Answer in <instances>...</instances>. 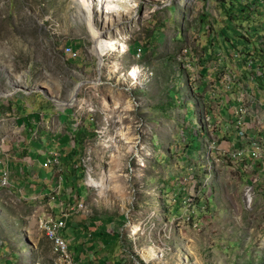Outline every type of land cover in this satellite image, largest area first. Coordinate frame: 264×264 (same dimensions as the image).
Wrapping results in <instances>:
<instances>
[{
	"label": "rangeland",
	"instance_id": "obj_1",
	"mask_svg": "<svg viewBox=\"0 0 264 264\" xmlns=\"http://www.w3.org/2000/svg\"><path fill=\"white\" fill-rule=\"evenodd\" d=\"M220 2L0 0V155L10 171L0 264H66L44 231L61 217L75 230L64 238L77 264L90 261L88 235L101 221H110L104 237L118 235L96 244L106 264H264V177L248 157H225L244 147L231 116L248 81H237L238 37L231 51L219 35ZM75 46L77 57L65 53ZM74 90L73 104L60 105ZM80 129L75 182L57 141L71 149L67 132ZM50 152L58 162L44 168Z\"/></svg>",
	"mask_w": 264,
	"mask_h": 264
},
{
	"label": "built area",
	"instance_id": "obj_2",
	"mask_svg": "<svg viewBox=\"0 0 264 264\" xmlns=\"http://www.w3.org/2000/svg\"><path fill=\"white\" fill-rule=\"evenodd\" d=\"M243 34L246 35L245 33ZM263 34L264 31H262L260 37L264 40ZM255 37L257 36H253V38ZM260 47L264 50V44ZM255 48H258V46L254 43V46L252 44V49ZM65 53L72 57H76V54L73 53L71 48H66ZM235 55V57L239 56L236 63L240 61L239 65L241 70L237 81H248L247 87L235 99L233 116H231L232 120H234V128L237 130L239 142L241 145H244V147L227 153L225 157L229 160H242L248 157L251 166L256 164L255 167L259 169V172L264 177V85H259L263 79L262 73L264 72V63L260 58L257 60L258 64H255L253 59H247L244 58V56L240 57V55L237 54ZM242 73H245L246 77H242ZM234 78L235 76L233 79ZM252 116L259 119L257 125H255V128H244V125L251 120ZM257 137H259V139ZM241 141H245V143ZM3 158L4 157L0 155V187L6 188L10 186V171L8 164H6ZM56 161L58 162L57 155L55 152H50L43 167L46 168L52 165V162ZM78 208H81V205H78ZM65 229L66 223L63 217L60 219H49L44 224L45 234L51 243V252L64 259L66 264H77L69 250L67 240L62 236Z\"/></svg>",
	"mask_w": 264,
	"mask_h": 264
},
{
	"label": "trees",
	"instance_id": "obj_3",
	"mask_svg": "<svg viewBox=\"0 0 264 264\" xmlns=\"http://www.w3.org/2000/svg\"><path fill=\"white\" fill-rule=\"evenodd\" d=\"M220 15H223L225 17V22H227L225 24V30H222L219 32V35H222L223 37V41L227 46H229L231 48L232 43H233V39L237 38L239 39V43L237 46L234 47L235 49V53H238L239 55L244 54V58L247 59H253L255 64L257 63V60H259V58L262 60V62L264 63V50H262L261 48L258 49H252V44L254 46V41L252 40L253 36H257L260 37L262 34V31H264V28H261L264 25V22L262 21L261 23V16L264 17V10H261V8L264 9V0H259V2H257L258 0H220ZM249 3V4H248ZM253 5L254 8H258L257 10H261L259 12H257V18L258 24L260 27V29L255 26L256 28H252V26L249 24V22L247 21L250 18V6ZM260 18V19H259ZM242 19H246V23H243ZM254 20H251L250 23H253ZM238 28H241L243 30V32L240 33L237 32L235 34V30ZM221 33V34H220ZM243 33H245L246 35H244ZM235 36V37H234ZM264 36V34L262 35ZM175 39L176 40H180L181 39V35L180 33H178L177 35H175ZM222 44V43H221ZM73 52L75 51V49H78L77 46L73 47ZM232 49V48H231ZM234 49H232L231 51H233ZM77 53V52H74ZM78 55V54H77ZM77 57V56H76ZM72 58V57H70ZM263 75V79L261 80V82L259 83V85H264V72L262 73ZM242 77H246L245 73H242ZM242 79V78H240ZM38 100H40V98H38ZM16 105L15 109L18 112H21V106H19V102L18 100H16V103H14ZM2 107V105L0 104V108ZM23 111H25V114L22 115L21 120H23V118H29L31 116H29V114H26L29 111H26V109H23ZM67 111H65L64 113H66ZM34 119V116L31 118ZM30 120H28L27 126L29 125V127L33 128L32 125H30L29 123ZM71 120H66L65 122H67L68 125H72L74 124L72 123H68ZM23 122V121H22ZM67 133L71 134L72 137L74 138V145L72 146L71 149L67 150L64 148L66 145L64 142V140L58 139V143H59V147L62 148V152L65 150V152L60 153L63 155V164H65V162L67 161V159H69L71 161L70 164L74 165L75 168H72V170H70V172L75 175V182L79 180V177H81L83 175V168L81 166H79L77 159H75V155H77L81 144L83 142V135L84 131L82 129H80L78 131L77 134L74 135V132L68 131ZM54 141V140H53ZM48 144V143H47ZM47 144H44V142L41 141V145L44 147ZM57 148V147H56ZM32 150L30 149L26 154L30 153ZM60 151V150H59ZM30 156V155H29ZM24 166V164H23ZM48 168V166L46 167ZM50 171L48 172V174H50ZM47 173V172H46ZM28 177V176H27ZM26 177V178H27ZM77 190V189H76ZM81 194V193H80ZM79 192L78 195L80 196ZM45 197H48L49 195H51V193L49 194H45ZM110 221H101L100 224H97L96 227L94 228V231L92 233H90L88 236L89 238L87 239L88 245L86 246L87 249H90L89 251L91 252L90 254V261L87 264H106L107 263V259L106 256H102L100 254V252L97 250L96 248V244H100L104 249L107 248L111 243H117V239H118V235L114 234V238L109 237L108 235L106 237H104V232L107 229V226L110 224ZM72 229V228H71ZM70 234H74L75 230H64L62 233L63 237H68ZM98 237V238H96ZM110 239V240H109ZM69 247V244H68ZM119 250L121 249L120 247L118 248ZM70 250V249H69ZM82 253V250L78 251L79 257ZM95 261V262H93ZM125 260L121 259L118 261H114L112 262V264H124Z\"/></svg>",
	"mask_w": 264,
	"mask_h": 264
},
{
	"label": "bare ground",
	"instance_id": "obj_4",
	"mask_svg": "<svg viewBox=\"0 0 264 264\" xmlns=\"http://www.w3.org/2000/svg\"><path fill=\"white\" fill-rule=\"evenodd\" d=\"M124 49V48H123ZM137 68L136 67H134L133 69H132V71H131V74L129 75L130 77H133V78H137V75H136V73H137ZM12 87L14 88V90L15 91H19L20 90V87H18L15 83L14 84H12ZM76 91L77 90H74L73 92H72V94H71V97H70V100L68 101V102H59L60 103V105H64V106H69V105H72L73 104V102L75 101V99H76ZM3 95H9L8 93H4ZM141 255H142V257L144 258V259H146V260H149V259H152V258H154L155 257V253H154V251H153V249H143L142 251H141Z\"/></svg>",
	"mask_w": 264,
	"mask_h": 264
},
{
	"label": "crops",
	"instance_id": "obj_5",
	"mask_svg": "<svg viewBox=\"0 0 264 264\" xmlns=\"http://www.w3.org/2000/svg\"><path fill=\"white\" fill-rule=\"evenodd\" d=\"M23 169V168H22ZM67 239H71V237L70 236H68V238Z\"/></svg>",
	"mask_w": 264,
	"mask_h": 264
}]
</instances>
